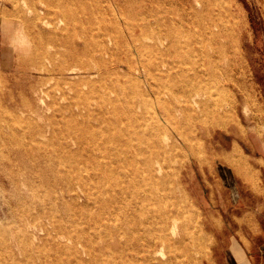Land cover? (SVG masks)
I'll return each mask as SVG.
<instances>
[{"label": "rangeland", "instance_id": "1", "mask_svg": "<svg viewBox=\"0 0 264 264\" xmlns=\"http://www.w3.org/2000/svg\"><path fill=\"white\" fill-rule=\"evenodd\" d=\"M82 1L72 9L84 6L113 23L116 2L133 22L149 19L150 10L164 16L167 28L180 31L183 52V62L169 56L179 66L166 82H196L203 109L194 105L173 117L165 134L172 137L178 127L188 143L168 146L160 173L166 182L152 187V197L145 198L143 184L129 183L142 191L145 207L125 220L116 182L131 165L117 160L126 158L128 143L142 147L141 159L157 154L147 149L150 139L132 135L138 128L132 114L154 118L152 81L125 68L88 78L67 43L33 35L20 0H2L0 264H119V241H144L142 222L148 218L158 232L164 214L178 209L176 229L170 220L163 231L165 255L155 257L235 264L234 243L246 262L264 264V0ZM34 3L54 15L44 0ZM155 30L137 27L136 33L151 42ZM164 101L176 104L179 97ZM107 163L113 169L105 178ZM121 227L128 233L114 235ZM194 232L205 238L202 244Z\"/></svg>", "mask_w": 264, "mask_h": 264}, {"label": "bare ground", "instance_id": "2", "mask_svg": "<svg viewBox=\"0 0 264 264\" xmlns=\"http://www.w3.org/2000/svg\"><path fill=\"white\" fill-rule=\"evenodd\" d=\"M44 1L55 8L53 16L48 17L46 14L48 8H38L34 0H20L25 15L23 23L31 26L33 35L41 38L46 36L52 41L59 39L63 43H67L70 46V54H76L77 70L86 73L90 79H104L111 70L123 72L125 68L126 71L137 70L140 75H145L152 81L151 93L148 92V94L155 96L158 102L152 113L154 118L151 121L147 120L143 114H132L138 120V128H135L132 135L141 134L150 139L147 149L155 150L157 154L155 156L147 155L141 159L139 155L143 150L142 147L132 148L133 145L128 143L123 149L126 158H118L117 160L118 164L131 165L129 173L123 176L124 180L121 177L116 182V185L119 186L118 191L121 193L116 201L123 202L124 209H126L125 220H128L133 214L139 215L145 207L140 200L142 191L145 193V198L152 197L154 194L152 187L166 182L164 174L160 175V173L164 172V162L168 159V154L165 153L168 146L180 145L185 147L188 143V137L177 126V131L172 137L167 136L165 130L171 122L174 123L172 119L178 113L182 111L188 113V110L193 109L194 105L202 110V100L199 96L204 93L192 80L186 82L187 87L182 78H180V83L166 82L172 68L179 66L175 61L183 62V52L180 31L175 28H167L165 26L167 19L164 16L157 15V12L150 10L149 19L133 22L127 18L125 7L116 2L112 8V16L116 19V22L113 23L95 11L89 12L84 6H82V10L74 11L72 8H74L77 0ZM78 2L83 3L82 0H78ZM39 10H43L44 14L40 16ZM28 14L32 15L33 18L29 19ZM169 22L173 26L177 24L173 18ZM145 26L156 29L151 36V42L143 41L141 34L136 33L137 27L143 30ZM26 34L27 32L18 36V39L22 42L26 41ZM120 37H124V40H120ZM169 56H173L175 61L169 60ZM176 72L180 71L177 69ZM166 95L171 98L179 97V102L176 104L166 103L164 101ZM187 102H190L191 107L187 105ZM130 133L129 131V135H131ZM111 166L112 163L106 164V168L102 172L103 177H108V172L113 169ZM122 181H126L127 186L121 185ZM129 183L133 185L143 184L144 187L139 192L140 189H130ZM133 202L140 203L141 208L138 209L136 205L133 206ZM105 203L107 205L109 201H105ZM177 212L182 213L179 209ZM178 213L164 214L158 232L152 229L148 218L142 222L145 231L143 233L144 241H141V237H137L136 242L133 243L127 240L119 241L117 244L121 256L119 264H152L153 262L171 264V256L162 260L155 257V254L165 255L163 248L166 239L163 231H165L170 220L173 221L172 229H176ZM190 220H193L192 216H190ZM113 233L116 236H124L128 232L121 227ZM192 239L195 243L201 244L205 241V238L197 232L192 234ZM128 249L131 250V253L129 257H126L125 252Z\"/></svg>", "mask_w": 264, "mask_h": 264}, {"label": "crops", "instance_id": "3", "mask_svg": "<svg viewBox=\"0 0 264 264\" xmlns=\"http://www.w3.org/2000/svg\"><path fill=\"white\" fill-rule=\"evenodd\" d=\"M233 247H235V250H236L235 251V259H233L235 264H251L248 262L249 260L246 262V258L244 256V254L241 251L239 252L238 245L233 243ZM260 249L262 250V252H264V244L262 246H260Z\"/></svg>", "mask_w": 264, "mask_h": 264}]
</instances>
